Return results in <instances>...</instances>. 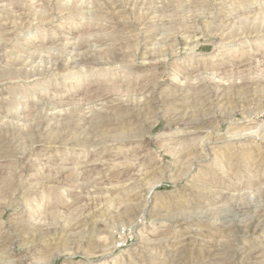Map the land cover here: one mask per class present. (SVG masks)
Returning a JSON list of instances; mask_svg holds the SVG:
<instances>
[{
    "label": "rangeland",
    "instance_id": "rangeland-1",
    "mask_svg": "<svg viewBox=\"0 0 264 264\" xmlns=\"http://www.w3.org/2000/svg\"><path fill=\"white\" fill-rule=\"evenodd\" d=\"M18 260L264 264V0H0Z\"/></svg>",
    "mask_w": 264,
    "mask_h": 264
},
{
    "label": "bare ground",
    "instance_id": "bare-ground-1",
    "mask_svg": "<svg viewBox=\"0 0 264 264\" xmlns=\"http://www.w3.org/2000/svg\"><path fill=\"white\" fill-rule=\"evenodd\" d=\"M163 17V16H162ZM223 87V86H222ZM192 88V87H191ZM227 88V87H226ZM207 92V91H206ZM89 116V115H88ZM95 117V116H94ZM100 118V117H99ZM102 118V117H101ZM86 120V119H85ZM197 128V127H196ZM248 129V128H247ZM192 130V129H191ZM250 130V129H249ZM249 134H250V132H248ZM245 134H247V133H245ZM256 134V133H255ZM224 137V136H223ZM238 137V136H237ZM217 138V137H216ZM221 139H223V138H221ZM219 140V139H218ZM213 141V140H212ZM204 143V142H203ZM202 145V144H201ZM202 147V146H201ZM221 159V158H220ZM83 161V160H82ZM87 164V163H86ZM85 164V165H86ZM83 168V167H82ZM86 171V170H85ZM224 173V172H223ZM263 188V187H262ZM201 193V192H200ZM221 193H222V191H221ZM133 197V196H132ZM130 202V201H129ZM132 203V202H131ZM134 204V203H133ZM133 204H132V206H133ZM126 206H127V204H125ZM135 206H136V202H135V204H134ZM130 206H131V204H130ZM129 209H130V207L129 206H127ZM124 208V207H123ZM132 208H134V207H132ZM122 209V208H121ZM134 209H136V208H134ZM116 210V209H115ZM114 210V211H115ZM128 210V209H127ZM131 210V209H130ZM129 210V211H130ZM133 210V209H132ZM119 211V210H118ZM120 211H123V210H120ZM127 212V211H126ZM132 212V211H131ZM135 211H133V213H134ZM140 212V211H139ZM122 213H124V212H122ZM126 214V213H125ZM127 214H129V212L127 213ZM131 214V213H130ZM114 215H116V214H114ZM132 215V214H131ZM108 219V218H107ZM112 219V218H111ZM249 221V220H248ZM226 226V225H225ZM198 229V228H197ZM196 230V229H195ZM199 230V229H198ZM235 234V233H234ZM4 237V236H3ZM233 238V237H232ZM236 240V239H235ZM243 240V239H242ZM182 243V242H181ZM244 245V244H243ZM181 250V249H180ZM207 250V249H206ZM210 250V249H209ZM180 256V255H179ZM177 257V256H176ZM218 257V256H217ZM18 259V258H17ZM22 259V258H21ZM174 259V258H173ZM12 261V260H11ZM20 261L18 260V263H19ZM20 264V263H19Z\"/></svg>",
    "mask_w": 264,
    "mask_h": 264
}]
</instances>
